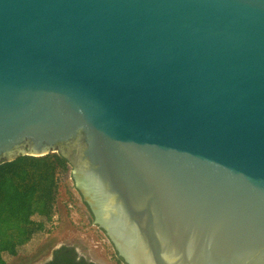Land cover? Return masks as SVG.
<instances>
[{"label": "water", "instance_id": "obj_1", "mask_svg": "<svg viewBox=\"0 0 264 264\" xmlns=\"http://www.w3.org/2000/svg\"><path fill=\"white\" fill-rule=\"evenodd\" d=\"M51 153L124 264H264V0H0V165Z\"/></svg>", "mask_w": 264, "mask_h": 264}, {"label": "trees", "instance_id": "obj_2", "mask_svg": "<svg viewBox=\"0 0 264 264\" xmlns=\"http://www.w3.org/2000/svg\"><path fill=\"white\" fill-rule=\"evenodd\" d=\"M69 172L67 161L57 153L0 165V264H7L6 256L31 254L50 233L55 217L68 214L59 197Z\"/></svg>", "mask_w": 264, "mask_h": 264}, {"label": "rangeland", "instance_id": "obj_3", "mask_svg": "<svg viewBox=\"0 0 264 264\" xmlns=\"http://www.w3.org/2000/svg\"><path fill=\"white\" fill-rule=\"evenodd\" d=\"M70 199L77 205L75 210L67 215L63 213L61 219L31 254L14 258L6 256L7 264H36L49 253L51 248L60 244L73 245L96 264H120L116 263V255L109 240L97 226L92 224L91 215L81 202L73 182L66 176L60 189L59 201L64 204Z\"/></svg>", "mask_w": 264, "mask_h": 264}, {"label": "flooded vegetation", "instance_id": "obj_4", "mask_svg": "<svg viewBox=\"0 0 264 264\" xmlns=\"http://www.w3.org/2000/svg\"><path fill=\"white\" fill-rule=\"evenodd\" d=\"M115 258H116V263L124 264L123 261H119L120 258L118 257V255L115 256ZM36 264H96V263L92 261V259H90L88 256L81 254L78 251V249L75 248L73 245L60 244L56 247L51 248L49 250V253Z\"/></svg>", "mask_w": 264, "mask_h": 264}, {"label": "built area", "instance_id": "obj_5", "mask_svg": "<svg viewBox=\"0 0 264 264\" xmlns=\"http://www.w3.org/2000/svg\"><path fill=\"white\" fill-rule=\"evenodd\" d=\"M70 174H71V168H70V172H69L67 175H65V177L67 176L68 179H70V180L72 181V179L70 178ZM63 181H64V178L62 179V185H63ZM61 187H62V186H61ZM64 204L66 205V210H67L68 214L71 213L72 210H75V208L77 207V205L74 204L73 201H72L71 199L68 200V201H65ZM57 221H58V220H57V216H56V217H55L54 225H56V222H57Z\"/></svg>", "mask_w": 264, "mask_h": 264}]
</instances>
